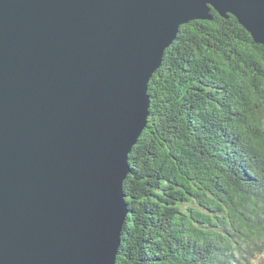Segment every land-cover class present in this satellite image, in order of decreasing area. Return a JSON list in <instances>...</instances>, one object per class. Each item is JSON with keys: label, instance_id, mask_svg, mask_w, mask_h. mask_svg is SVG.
Returning <instances> with one entry per match:
<instances>
[{"label": "water", "instance_id": "water-1", "mask_svg": "<svg viewBox=\"0 0 264 264\" xmlns=\"http://www.w3.org/2000/svg\"><path fill=\"white\" fill-rule=\"evenodd\" d=\"M264 0H0V264H115L146 85L182 25Z\"/></svg>", "mask_w": 264, "mask_h": 264}, {"label": "trees", "instance_id": "trees-1", "mask_svg": "<svg viewBox=\"0 0 264 264\" xmlns=\"http://www.w3.org/2000/svg\"><path fill=\"white\" fill-rule=\"evenodd\" d=\"M227 16L182 25L150 79L115 264H264V44Z\"/></svg>", "mask_w": 264, "mask_h": 264}, {"label": "bare ground", "instance_id": "bare-ground-1", "mask_svg": "<svg viewBox=\"0 0 264 264\" xmlns=\"http://www.w3.org/2000/svg\"><path fill=\"white\" fill-rule=\"evenodd\" d=\"M214 17H215V16H214ZM200 21L202 22V21H207V20H200ZM200 21H199V24H200ZM210 21H211V19H210ZM190 22H191V21H190ZM196 22H197V21H196ZM192 23H194V22L192 21ZM192 23H191V24H192ZM203 23H204V22H203ZM205 23H206V22H205ZM185 26H186V25H185ZM178 32H179V30H178ZM175 37H176V36H175ZM174 39H175V38H174ZM174 39H173V40H174ZM173 40H172V42H173ZM172 42H171L170 46L172 45ZM170 46H169V47H170ZM169 47H168V48H169ZM173 47H174V46H173ZM173 47H172V48H173ZM168 48H167V49H168ZM167 49H166V50H167ZM169 49H170V48H169ZM169 49H168V50H169ZM166 50H165V51H166ZM165 51H164V52H165ZM170 51H171V50H170ZM166 53H167V52H166ZM166 53H165V54H166ZM166 55H167V54H166ZM168 55H169V54H168ZM165 62H166V61H165ZM163 64H164V63H163ZM163 64H162V65H163ZM162 65H161V66H162ZM163 66H164V65H163ZM164 67H166V66H164ZM165 69H166V68H165ZM157 70L159 71V68H158ZM157 70H156V71H157ZM157 74H158V73H157ZM161 74H162V73H161ZM152 76H155V75L153 74ZM151 78H152V77H151ZM157 79H158V78H157ZM149 82H151V81H149ZM169 84H170V83H169ZM169 86H170V85H169ZM169 86H168V87H169ZM171 86H172V85H171ZM146 88H147V93H148V89L151 88V87L149 86V83L146 85ZM155 88H156V87H155ZM171 88H172V87H171ZM152 89H153V88H152ZM156 89H157V88H156ZM174 89H175V88H174ZM169 90H170V89H169ZM178 91H179V90H178ZM176 92H177V91H176ZM177 93H178V92H177ZM154 95H155V93H154ZM154 95H153V96H154ZM148 96H149V94H148ZM150 96H151V94H150ZM155 97H156V96H155ZM152 99H153V98H152ZM152 99H151V100H152ZM158 99H159V98H158ZM149 101H150V100H149ZM154 101H155V100H154ZM156 104H157V103H156ZM149 105H150V103H149ZM154 105H155V104H154ZM160 105H162V104L160 103ZM153 107H154V106H153ZM157 108H158V107H157ZM150 110H151V109H150ZM153 111H155V110L153 109ZM154 115H155V114H154ZM156 115H157V114H156ZM149 116H150V115H149ZM161 116H162V115H161ZM157 117H158V116H157ZM165 117H166V116H165ZM167 117H168V116H167ZM170 117H171V116H170ZM152 118H153V117H152ZM159 118H160V116H159ZM168 118H169V117H168ZM148 120H149V118H148ZM150 122H151V121H150ZM157 123H158V122H157ZM166 124H167V123H166ZM148 125H149V124H148ZM151 125H152V123H151ZM151 127H152V126H151ZM153 127H154V126H153ZM165 127H166V126H165ZM149 128H150V127H149ZM145 129H146V128H145ZM143 130H144V129H143ZM151 130H152V129H151ZM160 130L162 131L163 129H160ZM154 131H155V130H154ZM146 132H147V130H146ZM160 133H161V132H160ZM148 134H149V133H148ZM153 134H154V133H153ZM156 134H157V133H156ZM145 136H146V135H145ZM154 137H155V136H154ZM165 137H166V136H165ZM148 138H149V137H148ZM143 140H145V139H143ZM149 140H150V139H149ZM154 140H156V139H155V138L153 139V143L155 144L156 142H155ZM150 141H151V140H150ZM156 141H157V140H156ZM160 141H161V140H160ZM163 141H164V140H163ZM147 143H148V142H147ZM150 143H152V142H150ZM137 144H138V143H137ZM152 145H153V144H152ZM155 145H156V144H155ZM146 146H147V145H146ZM150 146H151V145H150ZM164 146H165V145H164ZM168 146H169V145H168ZM136 147H137V146H136ZM139 147H140V146H139ZM148 147H149V146H148ZM149 148H150V147H149ZM155 148H156V147H155ZM135 149H136V148H135ZM142 149H144V148H142ZM151 149H152V147L150 148V150H151ZM157 149H158V148H157ZM145 150L147 151V149H145ZM155 150H156V149H155ZM143 151H144V150H143ZM141 152H142V151H141ZM148 152H149V151H148ZM152 154H153V153H152ZM157 155H158V154H157ZM154 156H155V155H154ZM158 156H159V155H158ZM158 156H157V157H158ZM155 157H156V156H155ZM157 157H156V158H157ZM175 157H176V156H175ZM175 157H174V158H175ZM179 157H180V156H179ZM153 158H154V157H153ZM153 158H152V159H153ZM159 158H160V156H159ZM164 158H165V157H164ZM128 159H129V158H128ZM175 159H176V158H175ZM177 159H178V158H177ZM153 160H154V159H153ZM164 161H165V160H164ZM164 161H163V162H164ZM173 161H174V160H173ZM181 161H183V160H181ZM153 162H154V161H153ZM157 162H159V160H158ZM157 162H156V163H157ZM163 162H162V163H163ZM171 162H172V161H171ZM171 162H170V163H171ZM179 162H180V161H179ZM144 163H145V162H144ZM172 163H173V162H172ZM174 163H175V162H174ZM175 164H176V163H175ZM132 165H133V164H132ZM144 165H146V163H145ZM161 165H163V164H161ZM129 166L131 167V165H129ZM164 167H165V166H164ZM168 167H169V166H168ZM171 167H173V166L171 165ZM153 168H154V167H153ZM157 168H158V166H157ZM178 168H179V167H178ZM163 169H164V168H163ZM167 169H168V168H167ZM167 169H166V170H167ZM179 169H180V168H179ZM179 169H178V170H179ZM150 170H151V169H150ZM150 170H149V172H150ZM153 170H154V169H153ZM169 170L172 171L170 168H169ZM131 171H132V170H131ZM151 171H152V170H151ZM158 171H159V170H158ZM146 172H147V171H146ZM131 173H132V172H131ZM159 173H160V172H159ZM137 174H138V172H137ZM153 174H154V173H153ZM153 174H151V175H153ZM164 174H165V173H164ZM171 174H172V173H171ZM129 175H130V174H129ZM138 175H139V174H138ZM151 175H150V176H151ZM157 175H158V174H157ZM153 176H154V175H153ZM160 176H161V175H160ZM167 176H168V175H167ZM127 177H128V176H127ZM136 177H137V176H136ZM151 177H152V176H151ZM133 178H134V177H133ZM133 178H132V179H133ZM153 178H154V177H153ZM153 178H152V179H153ZM171 178H172V177H171ZM173 178H174V177H173ZM126 179H127V178H126ZM126 179L123 180V182L121 183V185H122V189H124L125 186H127V187L129 186V185H127V183H126ZM134 179H135V178H134ZM128 181H129V180H128ZM128 181H127V182H128ZM138 181H139V180H138ZM130 182H131L132 186H134V183H135V182H134V181L132 182L131 180H130ZM173 182H174V181H173ZM128 183H129V182H128ZM154 183H155V182H154ZM156 185H157V184H156ZM160 185H161V183H160ZM127 187H126V188H127ZM130 187H131V185H130ZM134 187H135V186H134ZM134 187H133V188H134ZM143 187H146V186H143ZM147 187H148V186H147ZM126 188H125V189H126ZM133 188H132V189H133ZM135 188H136V187H135ZM127 189H128V188H127ZM132 189H131V190H132ZM147 189H148V188H147ZM129 190H130V189H129ZM134 190H135V189H134ZM141 190H142V189H140V191H141ZM143 190H145V189L143 188ZM127 191H128V190H127ZM132 191H133V190H132ZM132 191H131V192H132ZM135 191H137V190H135ZM140 191H139V192H140ZM129 192H130V191H129ZM141 192H142V191H141ZM141 192H140L139 194H141ZM123 194H124V196H125L124 191H123ZM133 194H134V193H133ZM133 194H132V195H133ZM135 194H136V192H135ZM137 194H138V193H137ZM142 194H143V193H142ZM147 194H148V193H147ZM151 194H152V193H151ZM151 194H150V195H151ZM127 195H128V193H127ZM158 195H159V194H158ZM137 196H138V195H137ZM141 197H142V196H141ZM136 198H137V197H136ZM145 198H146V197H145ZM187 198H188V197H187ZM139 199H140V198H139ZM125 200H126V202L129 201L128 199H126V197H125ZM178 200H179V199H178ZM168 201H170V200H168ZM172 201H173V200H172ZM174 201H175V200H174ZM132 202H133V201H132ZM142 203H143V202H142ZM145 203H146V202H145ZM145 203H143L142 206H144ZM165 203H166V202H165ZM139 204H140V203H139ZM139 204H138V205H139ZM167 204H168V203H167ZM128 205H131V204H128ZM164 205H165V204H164ZM162 206H163V205H162ZM151 207H152V206H151ZM152 208H154V207H152ZM169 208H170V207H169ZM133 209H134V208H133ZM139 209H140V208H139ZM141 209H143V208H141ZM150 209H151V208H150ZM154 209L157 210L158 208H157V209L154 208ZM136 210H137V209H136ZM160 210H161V209H160ZM162 210H163V209H162ZM173 210H174V209H173ZM158 211H159V210H158ZM134 212H135V211H134ZM142 212H143V210H142L141 212H139V213L141 214ZM168 212H169V211H168ZM160 213H161V212H160ZM160 213H159V215H160ZM163 213H164V212H163ZM169 213H171V212H169ZM157 214H158V213H157ZM157 214H156V215H157ZM165 214H166V213H165ZM166 215H167V214H166ZM132 216H133V215H132ZM134 216H135V215H134ZM141 216H142V215H141ZM157 216H158V215H157ZM163 216H164V215H163ZM167 216H169V215H167ZM160 217H161V216H160ZM165 217H166V216H165ZM161 218H162V217H161ZM169 219H170V218H169ZM162 220H163V219H162ZM164 220H165V219H164ZM166 220H167V219H166ZM126 221H127V220H126ZM126 221H125V222H126ZM134 221H135V219H134ZM160 221H161V220H160ZM164 222H165V221H164ZM164 222H163V223H164ZM160 224H162V223H160ZM165 224H166V223H165ZM127 225H128V224H127ZM124 226H125V225H124ZM181 226H182V225H181ZM122 228H123V227H122ZM162 228H163V227H162ZM180 228H181V227H180ZM133 229H134V228H133ZM166 229H167V228H166ZM127 230H128V229H127ZM152 231H153V230H152ZM177 231H178V230H177ZM184 231H185V230H184ZM134 232H136V231H134ZM121 233H122V232H121ZM123 233H124V232H123ZM127 233H129V232H127ZM174 233H175V232H174ZM152 234H153V233H152ZM131 235H132V234H131ZM131 235H130V236H131ZM148 235H149V234H148ZM123 236H124V235H123ZM126 236H127V235H126ZM128 236H129V235H128ZM167 236H168V235H167ZM174 236H175V235H174ZM174 236H172V237H174ZM120 237H121V236H120ZM141 237H142V236H141ZM141 237H140V238H141ZM190 237H191V236H190ZM124 238H126V237L124 236ZM164 238H165V237H164ZM164 238H163V239H164ZM182 238H183V237H182ZM130 239H131V238H130ZM134 239H135V238H134ZM138 239H139V238H138ZM177 239H178V238H177ZM119 240H120V242H121V238H120ZM123 240H124V239H123ZM126 241H127V240H126ZM143 241H144V240H143ZM169 241H170V240H169ZM186 241H187V240H186ZM139 242H140V240H139ZM140 243H141V242H140ZM188 244H189V243H188ZM194 244H195V243H194ZM122 245H123V244H122ZM149 245H150V244H149ZM156 245H157V244H156ZM165 246H166V245H165ZM177 246H178V245H177ZM137 247H138V245H137ZM139 247H140V246H139ZM142 247H143V246H142ZM150 247H151V246H150ZM152 247H153V246H152ZM123 248H124V246H123ZM140 248H141V247H140ZM118 249H119V248H118ZM149 249H150V248H149ZM160 249H161V248H160ZM178 249H179V248H178ZM180 249H181V248H180ZM191 249H192V248H191ZM123 250H124V249H123ZM143 250H144V249H143ZM143 250H142V251H143ZM170 250H171V249H170ZM186 250H187V249H186ZM123 252H124V251H123ZM131 252H132V251H131ZM145 252H146V251H145ZM164 252H165V251H164ZM117 253H118V251H117ZM176 253H177V252H176ZM130 254H131V253H130ZM157 254H158V253H157ZM182 254H183V253H182ZM126 255H127V254H126ZM149 255H150V254H149ZM154 255H155V254H154ZM154 255H153V256H154ZM161 255H162V254H161ZM173 255H174V254H173ZM121 256H122V255H121ZM156 257H157V255H156ZM116 258H117V257H116ZM149 258H150V257H149ZM151 259H153V258H151ZM160 259H162V258L160 257ZM165 259H166V258H165ZM165 259H164V260H165ZM223 259H224V258H223ZM157 260H158V259H157ZM166 260H167V259H166ZM179 260H181V259H179ZM120 261H121V260H120ZM195 261H196V260H195ZM160 262H161V261H160ZM162 262H163V261H162ZM178 262H179V261H178ZM186 262H187V261H186ZM149 263H150V262H149ZM222 263H223V262H222Z\"/></svg>", "mask_w": 264, "mask_h": 264}, {"label": "flooded vegetation", "instance_id": "flooded-vegetation-1", "mask_svg": "<svg viewBox=\"0 0 264 264\" xmlns=\"http://www.w3.org/2000/svg\"><path fill=\"white\" fill-rule=\"evenodd\" d=\"M142 202H143V200H142V198H140V202H139L140 204L138 205V208H143ZM133 215H135V217L138 218L139 222L141 221V219H143V217L141 216V214L139 212H135Z\"/></svg>", "mask_w": 264, "mask_h": 264}, {"label": "rangeland", "instance_id": "rangeland-1", "mask_svg": "<svg viewBox=\"0 0 264 264\" xmlns=\"http://www.w3.org/2000/svg\"><path fill=\"white\" fill-rule=\"evenodd\" d=\"M223 18H224V17H223ZM227 18H228V16H227ZM227 18H226V19H227ZM247 32H248V31H247ZM248 33H249V32H248ZM176 36H177V35H176ZM175 39H176V37H175ZM175 39H174V40H175ZM174 40H173V42H174ZM173 42H172V43H173ZM255 43H256V42H255ZM146 224H147V223H146Z\"/></svg>", "mask_w": 264, "mask_h": 264}]
</instances>
